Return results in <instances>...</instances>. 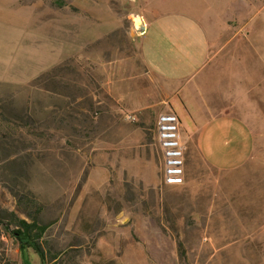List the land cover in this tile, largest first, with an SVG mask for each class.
Returning a JSON list of instances; mask_svg holds the SVG:
<instances>
[{
	"label": "rangeland",
	"instance_id": "374dc122",
	"mask_svg": "<svg viewBox=\"0 0 264 264\" xmlns=\"http://www.w3.org/2000/svg\"><path fill=\"white\" fill-rule=\"evenodd\" d=\"M25 1L22 11L0 0V221L25 218L17 198H35L57 255L49 264H264V211L229 205L223 216L211 197L207 226L183 186L163 184L154 134L164 96H151L136 36L139 23L179 12L203 16L213 34L235 15L258 23L264 5ZM12 229L0 223V264H25Z\"/></svg>",
	"mask_w": 264,
	"mask_h": 264
},
{
	"label": "crops",
	"instance_id": "0c3cea01",
	"mask_svg": "<svg viewBox=\"0 0 264 264\" xmlns=\"http://www.w3.org/2000/svg\"><path fill=\"white\" fill-rule=\"evenodd\" d=\"M2 1L10 8L14 0ZM24 2L15 0L22 6L17 9L25 10ZM237 4L264 5L256 0ZM261 10L258 23L252 17L235 15L222 19L221 26L215 23L213 34L203 25V16L180 12L150 18L144 21V31L136 33L140 57L155 81L151 96H164L160 110L175 113L180 120L185 146V182L181 186L184 202L192 208L187 211L202 214L207 226L211 221L205 218L209 215L206 206L211 197L223 216L229 205L239 213L245 205L253 206L258 214L264 211L259 208L264 200V8ZM50 26L56 29V24ZM78 26L76 15L71 18L72 32L77 33ZM156 136L155 127L163 175ZM246 180L252 182L253 190L248 187L246 191ZM252 192L253 201L248 202ZM214 222L215 227L220 225L219 218Z\"/></svg>",
	"mask_w": 264,
	"mask_h": 264
},
{
	"label": "trees",
	"instance_id": "16d2710c",
	"mask_svg": "<svg viewBox=\"0 0 264 264\" xmlns=\"http://www.w3.org/2000/svg\"><path fill=\"white\" fill-rule=\"evenodd\" d=\"M17 199L25 218L10 213L0 223L6 224L8 231L13 228L12 233L19 243L20 254L25 264H34L32 259L35 257L39 260V264H49V259H56L57 255L52 254L46 240L49 225L42 222L40 218L42 208L35 198L28 195Z\"/></svg>",
	"mask_w": 264,
	"mask_h": 264
},
{
	"label": "built area",
	"instance_id": "2783aa9c",
	"mask_svg": "<svg viewBox=\"0 0 264 264\" xmlns=\"http://www.w3.org/2000/svg\"><path fill=\"white\" fill-rule=\"evenodd\" d=\"M134 120V119H133ZM156 139L163 157V180L167 186L185 182V146L180 134V120L175 113H162L156 121Z\"/></svg>",
	"mask_w": 264,
	"mask_h": 264
},
{
	"label": "water",
	"instance_id": "95a60500",
	"mask_svg": "<svg viewBox=\"0 0 264 264\" xmlns=\"http://www.w3.org/2000/svg\"><path fill=\"white\" fill-rule=\"evenodd\" d=\"M143 31H144V25L141 22L140 24L137 25V32L142 33Z\"/></svg>",
	"mask_w": 264,
	"mask_h": 264
},
{
	"label": "bare ground",
	"instance_id": "6f19581e",
	"mask_svg": "<svg viewBox=\"0 0 264 264\" xmlns=\"http://www.w3.org/2000/svg\"><path fill=\"white\" fill-rule=\"evenodd\" d=\"M140 24V23H139Z\"/></svg>",
	"mask_w": 264,
	"mask_h": 264
}]
</instances>
